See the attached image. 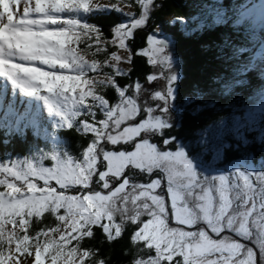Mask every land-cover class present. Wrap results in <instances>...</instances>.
Segmentation results:
<instances>
[{
	"label": "snow or ice",
	"instance_id": "snow-or-ice-1",
	"mask_svg": "<svg viewBox=\"0 0 264 264\" xmlns=\"http://www.w3.org/2000/svg\"><path fill=\"white\" fill-rule=\"evenodd\" d=\"M133 6L138 12L125 11ZM161 6L156 0H0V105L9 92L29 104L21 113L9 102L4 121L13 117L17 131L24 121L43 128L51 142L22 158L0 152V264H109L85 241L99 229L101 243L111 244L128 225L136 249L128 264H264V164L241 155L216 167L223 145L199 150L166 134L177 126L181 80L173 42L152 33L144 47L130 43ZM111 13L125 19L110 34L88 21ZM250 16L251 8L235 20L217 13L213 23L239 26ZM260 49L264 67V37ZM246 52L238 48L235 55ZM137 56L155 70L144 83L131 75ZM124 77L128 83L121 84ZM241 83L233 78L218 87L228 92ZM257 95L229 129L244 144L242 129L259 128L264 139V88ZM185 103L207 107L208 98L197 86ZM41 104L52 132L39 121ZM215 127L225 128V121ZM56 130L87 143L74 154ZM200 136L197 144L207 146L208 130ZM210 150L213 161L206 162Z\"/></svg>",
	"mask_w": 264,
	"mask_h": 264
},
{
	"label": "trees",
	"instance_id": "trees-1",
	"mask_svg": "<svg viewBox=\"0 0 264 264\" xmlns=\"http://www.w3.org/2000/svg\"><path fill=\"white\" fill-rule=\"evenodd\" d=\"M252 8L256 13V22L250 18L243 25H234L230 22L213 23L217 13L226 14V20H235L239 11L245 7L242 2ZM160 5L151 13L147 26L136 32L134 42H130L133 49L142 47L145 43L147 30L157 26L164 35L172 39L175 57L180 61L178 71L181 74L180 89L176 106L180 108L176 119L177 126L167 135H177L182 142H191L197 145V132L208 130L209 144L205 147L211 149L215 142L222 148L221 160H229L241 155H251L253 160H264V139H261L259 128L253 130L242 129L247 144L237 140L234 133L229 131L232 127L233 117H242L249 107L258 99V92L264 88V78L261 72L260 45L264 37V19L259 17L258 6L249 0H156ZM258 13V14H257ZM173 15L169 20L167 16ZM117 13L89 17L88 21L100 25L105 34H110V27L116 24ZM177 18H182L178 20ZM196 24L204 25L196 29ZM183 25V26H182ZM238 48H246L247 52L235 55ZM254 58V67L246 73H240ZM132 78L142 81L149 73L150 66L146 58L135 57ZM239 79L241 84L223 92L218 87L219 82L231 83L232 79ZM120 83H128V78H120ZM204 90L208 98L207 107L197 108L196 105H187V94L194 87ZM112 95V94H109ZM41 107V106H40ZM195 109V110H193ZM5 110L0 111V152L7 154L26 155L30 150L51 147L50 138L46 137L43 128L37 130L27 122H21L20 131L16 130V122L12 117L4 121ZM223 119L226 127L216 128L215 125ZM39 121L48 132H52L51 122L45 119V113L40 110ZM210 126H213L210 128ZM57 137L66 142L72 153H77L87 139L73 131L56 130ZM217 134L220 138L217 140ZM222 143H221V142ZM204 148V147H202ZM206 153L204 154V157ZM46 222H51L49 217ZM133 226L128 225L123 237L109 244L101 243L100 230H96V238L86 240L85 246H95L101 249V256L109 258V264H128L136 249L129 244V236ZM127 252V254H125Z\"/></svg>",
	"mask_w": 264,
	"mask_h": 264
},
{
	"label": "rangeland",
	"instance_id": "rangeland-1",
	"mask_svg": "<svg viewBox=\"0 0 264 264\" xmlns=\"http://www.w3.org/2000/svg\"><path fill=\"white\" fill-rule=\"evenodd\" d=\"M250 2H252L253 4H255V5H258L259 6V11L261 12V14H260V16H262L263 18H264V0H249ZM102 2H105V3H107V2H109V0H102ZM241 5H243L245 8H250L248 5H247V3L244 1V2H242L241 3ZM125 11L127 12V11H131V12H138V8H136L135 6H133L132 8H125ZM258 14V13H257ZM119 15V14H118ZM254 23L256 22V13H255V11L251 8V16L249 17ZM125 19V17H123V16H121V15H119V17H118V19H117V21L118 22H120V21H122V20H124ZM167 19H169V20H172V19H174V16L173 15H169V16H167ZM117 22V23H118ZM91 23V22H90ZM197 25V24H196ZM183 26V25H182ZM152 33H155L157 36H158V38H163V36H164V34L165 33H162V31L157 27V26H153V27H151L149 30H147V34H146V36L147 35H149V34H152ZM146 39V38H145ZM168 40L169 41H172V39L171 38H169L168 37ZM145 41V40H144ZM144 46H146V43H144V45L142 46V47H144ZM140 47H137V49H139ZM171 48H172V51L174 52V47H173V44L171 45ZM175 55V54H174ZM146 58V57H145ZM147 59V58H146ZM124 67H127V65H124ZM153 71H155L151 66H150V71H149V73H151V72H153ZM148 74V73H147ZM141 83H144V79L141 81ZM123 84V83H122ZM162 84H163V81H158V82H156V84L154 85V87H156V88H159V87H161L162 86ZM109 94H112V95H109ZM106 95H107V97L111 100V99H113V93H112V91H108L107 93H106ZM27 101V98H24V97H21V96H19V94H16V95H13L11 92H9L6 96H5V103L3 104V105H0V111L1 110H5L6 109V107H7V105H8V103L9 102H11L13 105H16L17 103V109L16 110H18L19 112H24V110L26 109V108H28L29 107V104L27 105V102H24V103H22L21 101ZM33 104H34V102H33ZM176 108H177V112H176V119H177V117H178V115H179V112H180V108H178L177 106H176ZM40 109L41 110H43L44 111V113H45V119L46 120H49L50 121V119L48 118V115H47V111H46V109H44L43 108V105L41 104V107H40ZM12 123H15V119L12 117ZM51 122V121H50ZM198 133V136H197V140H196V142L201 138V136H200V133L201 132H197ZM221 142V141H220ZM222 143V142H221ZM198 145V144H197ZM202 147H205L204 145H198V149L199 150H203L204 148H202ZM218 147H221L218 143H216L215 142V145L214 146H212L211 147V149H214V148H218ZM80 151V149L78 150V152ZM77 152V153H78ZM24 155H20V157L22 158ZM206 157H204L203 156V158H204V160L206 161V162H212L213 161V155H212V151L210 150V151H208V152H206V155H205ZM233 160V158L232 159H229V160H218V161H215V166L216 167H225V166H227L231 161ZM254 163L256 164V166H260L261 164H264V160H261V159H258V160H254ZM140 179H144V177H140Z\"/></svg>",
	"mask_w": 264,
	"mask_h": 264
},
{
	"label": "water",
	"instance_id": "water-1",
	"mask_svg": "<svg viewBox=\"0 0 264 264\" xmlns=\"http://www.w3.org/2000/svg\"><path fill=\"white\" fill-rule=\"evenodd\" d=\"M163 39H167V40H168V37H167V35H164V36H163Z\"/></svg>",
	"mask_w": 264,
	"mask_h": 264
}]
</instances>
